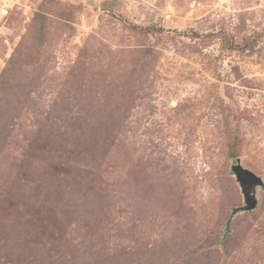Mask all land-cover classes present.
Here are the masks:
<instances>
[{
  "label": "rangeland",
  "instance_id": "1",
  "mask_svg": "<svg viewBox=\"0 0 264 264\" xmlns=\"http://www.w3.org/2000/svg\"><path fill=\"white\" fill-rule=\"evenodd\" d=\"M236 161L264 0H0V264H264Z\"/></svg>",
  "mask_w": 264,
  "mask_h": 264
},
{
  "label": "water",
  "instance_id": "2",
  "mask_svg": "<svg viewBox=\"0 0 264 264\" xmlns=\"http://www.w3.org/2000/svg\"><path fill=\"white\" fill-rule=\"evenodd\" d=\"M236 175L237 182L241 188V192L244 199V206L233 210V214L239 212H250L257 207L258 202V189H264L263 182L260 178L254 175L252 172L241 167L239 161H236L233 168Z\"/></svg>",
  "mask_w": 264,
  "mask_h": 264
},
{
  "label": "built area",
  "instance_id": "3",
  "mask_svg": "<svg viewBox=\"0 0 264 264\" xmlns=\"http://www.w3.org/2000/svg\"><path fill=\"white\" fill-rule=\"evenodd\" d=\"M7 13H8V11H7L6 9H4V10L2 9V11H1V15L6 16Z\"/></svg>",
  "mask_w": 264,
  "mask_h": 264
}]
</instances>
